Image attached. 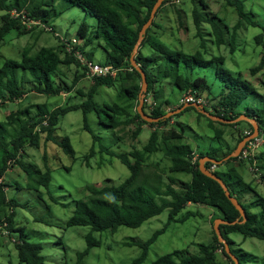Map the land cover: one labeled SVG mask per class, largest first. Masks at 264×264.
Returning <instances> with one entry per match:
<instances>
[{
  "label": "trees",
  "instance_id": "1",
  "mask_svg": "<svg viewBox=\"0 0 264 264\" xmlns=\"http://www.w3.org/2000/svg\"><path fill=\"white\" fill-rule=\"evenodd\" d=\"M74 5L81 6L88 13L95 16L98 26L95 33L103 38L104 47L108 53V59L104 64H113L119 69L116 77L101 76L95 77L93 86L90 88L89 100L61 105L56 108H49L48 103H31L24 108L11 111L8 119L0 121V234L3 227L11 232L20 231V241L17 243L19 258L23 264H46L43 254L44 244L31 241L27 238L25 226H17L16 214L19 201L8 195L9 183L5 177L12 164H19L24 168L30 177L32 173L39 174L40 185L48 188L53 179V169L48 162L49 154H45V168L36 163H28L23 159L26 146H41L42 141L48 145L51 142L58 144L72 157H76V150L72 138L66 135L63 139L58 138L56 132L60 128L63 118L70 112L83 110L85 114V128L93 134L94 145L86 155V163L91 166V158L96 156L98 150L107 153L111 157L119 158L128 165L130 175L121 183H115L113 179L102 186L89 185L86 196L77 200L75 214L69 219L68 226L84 225L90 226L91 231L87 234L88 247L84 251L77 252V259L66 260L63 264H83L87 256L95 246L101 245V240L96 237V232H117L122 226L140 227L146 221L160 215L165 210H170V219L166 226L159 229L147 240H137L133 244L141 246L142 253L131 264H144L149 257L152 245L158 238L168 230L173 221L182 222L196 215L198 211H184L190 202L204 204L218 209L215 218L222 217L229 222L240 219L236 224L222 223L221 228L225 237L230 242L233 251L240 257L242 264H264V258L250 251L234 248V240L230 234L239 232L246 237H257L264 240V194L258 188L256 180L248 181L241 169V163L246 161L241 155L232 157L219 164L215 172L228 185L232 194L236 196L246 208L248 220L233 201L228 197L225 188L219 180L209 176L201 169V159L211 156L220 160L225 159L234 152L239 143L255 131L253 123L246 120L252 126V130L243 133L236 146L226 151L201 150L200 146L195 147L186 137V127L178 121L182 131L171 129H160V126L168 125L178 115L196 109L200 115L208 117L214 124L211 117L203 113L195 106H190L182 113L175 116L161 119L158 122L145 120L142 114L136 110L140 102V93L143 87V75L132 62L135 47L140 38V32L149 21L152 11L158 0H67ZM228 5L237 9L240 16L239 21L234 25L219 15L212 12L210 4L206 0H193L195 7L192 15L198 27L197 37L201 38V47L205 50H198L189 53L182 47L174 48L160 39L153 28L161 27L158 22L160 13L165 12L169 4L175 5L179 29L188 31L189 11L184 9L186 3L180 6L179 1L165 0L158 11L153 26L148 30L140 52L136 56L147 73L149 81L148 95H154V103L146 102L145 109L150 108L154 117H164L167 113L166 104H170L166 94V81L184 91L197 92L203 96L204 91L212 100H216V113L228 120H236L243 114L255 118L264 133V93L260 91V85L264 86V26L263 32L256 36L259 46L263 47L261 61L250 69L252 76L256 79L245 77L243 71H236L227 65V57L224 54H210L207 47V38L204 35L203 25L209 23L212 26L214 43L220 48L229 46L231 51L238 50L240 30L244 24L259 26L254 11L249 10L246 0H223ZM58 0H0V8L6 13L0 16V49L6 37L13 30L18 29L20 34H26L28 27L24 24L22 17H14L12 10L24 11L30 17L41 19L43 23L50 24L54 13H57ZM178 4V5H177ZM201 4L208 9L202 8ZM177 5V6H176ZM52 25V24H51ZM53 26V25H52ZM91 24L87 21L81 24L79 36L85 40L82 49L93 41ZM44 30V29H43ZM72 41V38H69ZM65 44L57 47L43 46L37 52L27 47L21 60L7 59L0 67V97L5 101H20L31 92L44 95H57L63 92L73 91L75 85L87 76V67L76 57L74 53L67 52ZM151 53H146L144 49ZM208 53L211 55L208 56ZM77 66L75 81L72 85L63 81L61 75L65 66ZM133 67L134 69H131ZM80 68H83L82 72ZM214 68L217 79L222 82L219 89L208 78L206 70ZM23 73H20V70ZM262 73L261 75H259ZM32 83L31 88L27 87ZM116 87L119 92V102L114 104L105 102L104 105L96 101L95 96L100 86ZM84 89L79 88V93L87 94ZM181 104L179 108H182ZM218 107L220 109H218ZM38 110L33 113V109ZM208 109V106H207ZM96 111L102 122L108 124L113 130L121 125L132 122L138 125L134 136L143 131L144 124L158 125V128L151 134L149 142L142 148L135 147L130 152H118L111 146H107L102 138L90 125L89 115ZM211 111V110H209ZM105 112L107 117L103 115ZM149 112V111H148ZM109 116V117H108ZM220 121L224 124L239 125L244 121ZM251 132V133H250ZM225 129L218 128L217 136L223 137ZM122 139L121 136H118ZM198 151L200 156L197 162L194 161V152ZM159 151L172 158L170 170L188 171L193 175L191 181L176 178L170 175L166 180V172L162 170L160 163L152 161V156ZM243 155V153H242ZM264 159V153L261 154ZM260 156V157H261ZM76 159V158H74ZM13 162V163H12ZM247 162V161H246ZM12 163V164H11ZM250 163L255 168L254 157H250ZM208 169H213L214 162L206 163ZM259 173L264 178V161L259 162ZM246 168V167H245ZM1 178H4L1 181ZM89 191V193H88ZM7 223V224H6ZM132 245V241L125 242ZM225 245L216 234L213 241L203 243L200 253H191L189 249H177L163 254L151 264H230L219 259L218 247ZM225 256H229L225 249ZM0 264H4L0 261Z\"/></svg>",
  "mask_w": 264,
  "mask_h": 264
},
{
  "label": "rangeland",
  "instance_id": "2",
  "mask_svg": "<svg viewBox=\"0 0 264 264\" xmlns=\"http://www.w3.org/2000/svg\"><path fill=\"white\" fill-rule=\"evenodd\" d=\"M176 1H179L178 4L180 6L188 1L184 9L188 10L190 14L187 18L190 26L189 30L184 31L179 29L176 7L169 4L165 7V12L160 13L158 18L156 16L158 22L163 24L164 27H155L153 28V32L157 33L160 39L174 48L182 47L189 53H195L200 49L205 50V48L201 47V38L197 37L198 27L192 15L195 3L193 0ZM206 1L211 6L210 11L218 12L220 16L232 25L235 26L239 21L240 16L237 9L228 5L225 1ZM198 4H200V0H198ZM246 4L249 10L254 11L255 18L260 25L244 24L240 30L238 50L236 52L231 51L229 46L226 47L225 45L220 48L214 43L211 24L205 23L203 31L207 38V49L210 54L226 55L228 59L227 65L230 68L236 71H243L245 77L254 80L256 77L251 75L250 69L258 65L262 57L263 47L257 44L256 36L263 32L264 0H246ZM201 6L206 9L203 4ZM57 10L58 12L53 14L50 24L63 35L77 36L79 35V28L84 21L91 24L92 32L90 35L93 41L86 47V55L95 62L105 63L108 59V53L103 45L105 43L103 38H99L95 33L98 26L97 18L81 6L74 5L67 0H58ZM4 13H6V10L0 8V16ZM49 27L51 26L31 23L29 30H27L29 32L26 34H20L18 29L8 34L0 49V67L3 66L7 59L21 60L27 47L31 48L32 52H37L43 46L59 48L62 42ZM148 49L150 48L144 49L145 52L151 53ZM209 53L208 56L210 57ZM77 69L75 64L65 66L64 73L61 75L62 80L72 85L75 81ZM80 70L84 71L83 68H80ZM20 73H23L22 69ZM206 74L215 88L219 89L222 82L217 79L215 69L206 70ZM93 84L94 79L90 78L87 73V76L78 82L71 92L57 95H44L31 92L20 101L7 102L0 105V121L8 119L11 111L24 108L31 103H48V107L53 109L70 102L73 104L88 101L90 98V88ZM166 84V94L169 101L171 100L168 110H179L177 107L181 105L182 99L188 92H182L180 88L172 85L170 81H166ZM31 85L32 83H28L27 87L30 89ZM79 88L84 89L83 91L87 94L79 93ZM259 88L264 93V86L260 85ZM204 92L203 96L207 102L208 110L215 112L217 105L219 106L220 104L216 100H212L208 96L207 91ZM152 96L154 98V95ZM147 97L148 93H146L144 106L146 102L153 104L150 98L146 99ZM95 99L102 105L105 102L114 104L115 102H119V92L115 86H100ZM185 106L180 112L171 113L167 117L182 113L188 108V104ZM37 111L35 108L33 109V113ZM149 113L151 114V112ZM103 115L107 117L105 112H103ZM89 119L90 125L102 138L103 142L119 152L132 151L134 146L143 148L149 142L150 134L154 130V127L150 124L145 125L144 132L138 136H134V131L138 125L132 122L124 123L117 130H113L112 127L101 121L96 111L90 113ZM241 119L245 120L237 126L224 124L216 120L213 121V124L208 117L200 115L196 109L191 108L175 117L166 126L167 129L175 130L176 128V130L182 131L178 126L177 121L179 120L186 127L187 140L195 147L200 146L201 150H220L223 152L228 150L229 146H236L243 131L249 132L252 130V126L246 121L248 119L243 116ZM218 128L225 129L226 133L223 137L217 136ZM56 135L60 139H63L66 135L72 138L76 157L67 154L58 144L51 142L46 145L44 141H42L40 147L31 144L27 145V152L23 157L26 162L36 163L45 168V154H49L48 162L53 169V179L49 188L46 185H40L38 173H32L33 177H30L19 164H12L5 178L9 183L8 195L11 198H16L20 203L15 217L16 224L17 226L26 227L27 238L31 241L42 242L44 244L43 254L46 258V264H63L66 260L74 261L77 259V252L84 251L88 247L87 234L91 231V227L84 225L68 226L67 223L75 214L77 200L86 196L89 185L102 186L109 178L119 184L131 173L128 165L123 163L121 159L117 157L113 158L107 155V153H102L101 149L98 150L96 156L91 158V166L86 163V155L94 145V138L93 134L85 128V114L82 109L68 113L63 118ZM118 136L123 137L122 141H119ZM255 152L264 153V144L258 150L256 149ZM151 159L160 163L162 170L166 172L167 181H170V175L185 180L192 179V175L188 171L172 172L170 170L172 158L165 155L164 151L154 154ZM260 160L261 162L264 161L262 156ZM239 164L243 166L241 169L246 179L248 181H251L253 178V180L257 179L258 188L264 194V179H260L257 176L255 170L251 168L249 160L243 163L239 160ZM189 209L199 211L186 221H173L168 230L152 245L149 257L144 264H151L159 256L177 249L188 248L191 253L199 254L200 246L203 243L213 241L217 234V219L214 221L212 217L216 213L218 214V209L208 205L190 204L183 214ZM169 219L170 210L167 209L137 228L122 226L114 233L110 231L96 232L95 235L101 240V245L95 246L92 249L83 264L133 263L142 253L141 246L133 244L134 239L137 241L151 238L159 229L166 226ZM21 236L20 231H15L9 236L7 229H4V232L0 234V261L2 263L23 264L20 261L16 244L17 240H15V238L17 239ZM230 236L235 240L234 245L237 249L243 248L244 251H250L264 258L263 239L252 236L246 237L239 232H234ZM130 241H132V245L125 244V242ZM225 249L227 250L226 247ZM224 250L222 254L220 253L219 259L230 263L231 259L225 256Z\"/></svg>",
  "mask_w": 264,
  "mask_h": 264
},
{
  "label": "water",
  "instance_id": "3",
  "mask_svg": "<svg viewBox=\"0 0 264 264\" xmlns=\"http://www.w3.org/2000/svg\"><path fill=\"white\" fill-rule=\"evenodd\" d=\"M165 0H158V2L156 3L153 11H152V15L149 19V21L144 25V27L142 28L141 32H140V38H139V41L135 47V52L133 54V57H132V62H133V65L135 67H137V69L139 71H141L142 75H143V87H142V91L140 93V105H139V112L142 114V116L147 120V121H150V122H158L160 121L161 119H164V118H169L167 117L168 115H170L171 113H177V112H180L181 110H183L186 106H183L182 109H179V110H175V111H170L168 112L164 117H154L148 113H146L144 111V103H145V97H146V93H148L149 91V81H148V77H147V73L145 72V70L143 69V67L137 62V59H136V56L138 55V53L140 52V49H141V46L143 44V41L145 40V37L148 33V30L151 28V26L153 25L154 21H155V18L157 16V13L159 11V9L161 8V6L163 5ZM151 99V102H153V96H150L149 97ZM187 105V104H186ZM188 106H195L197 107L198 109H200L203 113L207 114L208 116H210L212 119H215V120H222V121H228V122H234V121H240L242 120L241 117H239L238 119L236 120H228V119H225L221 116H218L216 114H213L211 113L210 111H208L205 107V105L203 104H200V103H188ZM243 117L247 118L248 120L252 121L255 125V132L246 137L245 139H243L238 148L232 152L230 155H228L225 159L223 160H220V159H217V158H213L211 156H207L205 158H203L201 160V169L203 172H205L206 174H208L209 176L217 179L220 181V183L223 185V187L225 188V191L228 195V197L233 201V203L237 206V208L241 211L242 215L244 216V221L248 220V214H247V211H246V208L244 207V205L241 203V201L232 194V191L230 190V188L228 187V185L226 184V182L220 177L218 176L214 171L208 169V167L206 166V163L208 161H211V162H214L216 164H221L223 163L225 160H228L232 157H236V156H239L242 149L244 148L245 144L247 143V141L255 138L259 132H260V126L257 122V120L255 119H252L250 117H248L247 115H244ZM240 222V219H237L233 222H229L227 221L226 219L224 218H218L216 220V229H217V232H218V235L221 239L222 242H224L226 244V247H227V251L229 252V254L232 256V258L235 260L236 264H241V261L239 259V257L232 251L231 247H230V243L228 242V240L226 239V237L224 236L223 234V231L221 229V223H231V224H236Z\"/></svg>",
  "mask_w": 264,
  "mask_h": 264
},
{
  "label": "clouds",
  "instance_id": "4",
  "mask_svg": "<svg viewBox=\"0 0 264 264\" xmlns=\"http://www.w3.org/2000/svg\"><path fill=\"white\" fill-rule=\"evenodd\" d=\"M11 13H12V15L14 16V17H22V20H23V22H24V24H26V26L28 27V29L27 30H29V28H30V24L31 23H35V22H39V23H35V24H44V25H48V26H51L50 28L52 29V31L55 33V35H57L58 36V38L61 40V42H62V44L64 45L65 43H64V41H63V39H62V37H64V38H78L79 40H80V48L82 49V46H84V43H85V40H83L79 35H77V36H73V37H71V36H66V35H63V34H61L60 32H58V31H56V29L51 25V24H46V23H43L42 22V20L41 19H35V18H32V17H30L27 13H25L24 11H19L18 9H14V10H12L11 11ZM158 14V13H157ZM156 19V18H155ZM153 26V25H152ZM144 42V41H143ZM65 49H66V46H65ZM83 50V49H82ZM67 52H68V50H66ZM83 52L85 53V55H86V51L85 50H83ZM87 56V55H86ZM88 57V56H87ZM78 58V57H77ZM89 58V57H88ZM90 60H93V59H91V58H89ZM80 60V59H79ZM81 61V60H80ZM94 61V60H93ZM138 62V61H137ZM83 63V62H82ZM100 63V62H99ZM102 64H104V63H102ZM140 64V63H139ZM85 65V64H84ZM105 65H113V64H105ZM141 65V64H140ZM86 66V65H85ZM113 66H115V65H113ZM87 67V66H86ZM135 67V66H134ZM117 68V67H116ZM137 68V67H136ZM118 69V68H117ZM131 69H134L133 67H131ZM118 72H119V69H118ZM87 73H88V68H87ZM118 74V73H117ZM109 76V75H108ZM113 76V75H112ZM117 76V75H116ZM116 76H114V77H116ZM94 81H95V79H94ZM189 91H192V92H194V93H196V95H197V100L196 101H190V102H182L181 104H188V103H200V104H203V105H205V107H206V109H207V102L205 101V99H204V96H200L197 92H195V91H193V89H191V90H189ZM186 92H188V91H184V93H186ZM63 93H66V92H63ZM62 93V94H63ZM150 96H152V95H150ZM149 95H148V97L146 98L147 100L149 99V97H150ZM200 98H202L203 100L202 101H200L199 99ZM4 100V99H3ZM7 102H12L11 100H7V101H5L4 100V102H2V103H0V105H3V104H6ZM152 103V102H151ZM153 103H154V98H153ZM185 104V105H186ZM139 105H140V102L138 103V106L136 107V110H138L139 111ZM184 105V106H185ZM166 106H167V110H168V107H169V104H166ZM180 106V105H179ZM188 107H190V106H188ZM177 108H179V107H177ZM145 109V108H144ZM180 109V108H179ZM220 109V108H219ZM175 110H178V109H175ZM174 109H171V110H168V112H170V111H175ZM208 110V109H207ZM151 112L150 111V108L149 109H145V112L146 113H148V114H150L149 112ZM209 111V110H208ZM211 113H213V114H216L217 115V113L216 112H213V111H210ZM150 115H152V113L150 114ZM177 115V114H176ZM244 115H246V114H243L242 116H244ZM153 116V115H152ZM175 116V115H174ZM242 116H240V117H242ZM210 117V116H209ZM238 119V118H237ZM252 119H255V118H252ZM146 120V119H145ZM215 120V119H214ZM256 120V119H255ZM179 121V120H178ZM177 121V122H178ZM216 121H219V120H216ZM248 121H250V120H248ZM150 122V121H149ZM251 122V121H250ZM258 122V121H257ZM252 123V122H251ZM258 124H259V122H258ZM145 125H149V124H144V126H143V131L141 132V133H143L144 132V127H145ZM151 125V124H150ZM169 125V124H168ZM152 126V125H151ZM179 126V125H178ZM259 126H260V124H259ZM152 127H154V130H156L157 128H158V125H155V126H152ZM138 128V127H137ZM160 129H167V126L166 125H163V126H160ZM154 130H152V132L154 131ZM255 130H256V128H255ZM152 132H151V134H152ZM255 132V131H254ZM253 132V133H254ZM246 133H248V132H246ZM251 133V132H250ZM252 133V134H253ZM151 134H150V137H151ZM252 134H250V135H252ZM249 135V136H250ZM264 133H263V135H261V129H260V132H259V134L255 137V138H253V139H251V140H249V141H247V143L245 144V146H244V148L242 149V151H241V153H240V155H241V157L242 158H246V161L247 160H249V163H250V157L251 156H253L254 157V160H255V168H253L252 166H251V168H253L254 170H255V172H256V174H257V176L260 178V179H264L263 178V174L261 173H259V170H260V167H259V162L261 161L260 160V153H256L255 152V150L257 149H259L263 144H264ZM248 137V136H247ZM122 139H123V137H122ZM122 139H120L119 141H122ZM245 139V138H244ZM257 139H260V141H261V144L255 149V150H252V153L249 155V156H247V157H245L244 155H245V151L247 150V149H249L250 148V145H251V143L252 142H256V140ZM240 144V143H239ZM135 147L136 146H134V149H135ZM139 148V147H138ZM133 149V150H134ZM140 149H142V148H140ZM115 150V149H114ZM117 151V150H116ZM119 152V151H118ZM123 152H130V151H123ZM242 153H243V155H242ZM194 161L195 162H197V160H198V158H199V156H200V154H199V152L196 150L194 153ZM108 155V154H107ZM239 155V156H240ZM111 156V155H110ZM207 157V156H206ZM237 157V156H236ZM205 158V157H204ZM203 159V158H202ZM201 159V160H202ZM225 161H227V160H225ZM224 161V162H225ZM223 162V163H224ZM223 163H221V164H223ZM219 164H216L215 163V166H213V169H211L212 171H214L215 172V167L217 166V168H219V166H218ZM250 165H251V163H250ZM241 168H243V166L241 167ZM189 173V172H188ZM216 173V172H215ZM189 174H191V173H189ZM192 175V174H191ZM7 176V175H6ZM6 178V177H5ZM192 178H193V175H192ZM182 179V178H181ZM254 179V178H253ZM252 179V180H253ZM3 180H4V178H3ZM185 180V179H184ZM192 179H190V180H188V181H191ZM256 181H257V179H256ZM190 204H195V203H193V202H190L189 204H188V206L190 205ZM196 205H204V204H196ZM187 206V207H188ZM187 207H186V209H187ZM186 209H185V211H186ZM190 210V209H189ZM188 211V210H187ZM199 211V210H198ZM217 216V213L212 217V219H214V221L216 220V219H218V218H222V217H218V218H215ZM7 224V223H6ZM4 229H7L8 230V233H9V236H11L12 235V232H11V230L10 229H8L7 227H3V230H2V233L4 232ZM222 229V228H221ZM216 232H217V230H216ZM224 234V233H223ZM217 235H218V232H217ZM231 235V234H230ZM225 236V235H224ZM218 237H219V235H218ZM232 238V237H231ZM219 239H220V237H219ZM227 239V238H226ZM15 240H17V243L20 241V238H15ZM228 240V239H227ZM234 240V239H233ZM220 241H221V239H220ZM235 241V240H234ZM222 242V241H221ZM229 242V241H228ZM16 243V244H17ZM222 243H224V242H222ZM230 243V242H229ZM225 244V243H224ZM234 244H235V242H234ZM233 244V245H234ZM226 247V244L225 245H219V247H218V250H217V252H218V255H220V253L222 254L223 253V250H224V248ZM230 247H231V249H232V251H233V248H232V246H231V244H230ZM200 248H201V246H200ZM227 248V247H226ZM234 248H236L235 247V245H234ZM186 249H188V248H186ZM237 249V248H236ZM243 250L244 251V249L243 248H239V250ZM221 251V252H220ZM227 251V250H226ZM224 252H225V250H224ZM228 252V251H227ZM234 252V251H233ZM235 253V252H234ZM228 254H229V252H228ZM236 254V253H235ZM237 255V254H236ZM229 256L232 258V256L229 254ZM238 256V255H237ZM239 257V256H238ZM239 259H240V257H239ZM232 260L235 262V260L232 258ZM240 261H241V259H240ZM232 263V261L230 262V264ZM235 264H236V262H235ZM242 264V263H241Z\"/></svg>",
  "mask_w": 264,
  "mask_h": 264
},
{
  "label": "built area",
  "instance_id": "5",
  "mask_svg": "<svg viewBox=\"0 0 264 264\" xmlns=\"http://www.w3.org/2000/svg\"><path fill=\"white\" fill-rule=\"evenodd\" d=\"M39 23V22H35ZM50 28V27H49ZM51 29V28H50ZM66 49L70 53H74L76 57H78L83 64H85L88 68V76L92 79H95V77H101V76H108V75H113L116 76L118 73V69L113 66V65H105L99 62H95L93 60H90L83 50L80 48V40L78 38H73L72 41L69 40V38H64L62 37ZM197 95L196 93L192 91H188V93L185 95V97L182 99V102H190V101H196ZM200 101L203 99L200 98ZM4 102L3 98L0 97V103ZM261 144L260 139H257L256 142H252L250 145V148L245 151V157L249 156L252 152V150H255L259 145ZM13 163V162H12ZM11 163V164H12ZM1 181H3V178H1Z\"/></svg>",
  "mask_w": 264,
  "mask_h": 264
},
{
  "label": "crops",
  "instance_id": "6",
  "mask_svg": "<svg viewBox=\"0 0 264 264\" xmlns=\"http://www.w3.org/2000/svg\"><path fill=\"white\" fill-rule=\"evenodd\" d=\"M173 105V104H172Z\"/></svg>",
  "mask_w": 264,
  "mask_h": 264
}]
</instances>
